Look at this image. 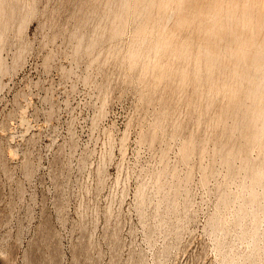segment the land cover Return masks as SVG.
Instances as JSON below:
<instances>
[{
	"label": "rangeland",
	"instance_id": "obj_1",
	"mask_svg": "<svg viewBox=\"0 0 264 264\" xmlns=\"http://www.w3.org/2000/svg\"><path fill=\"white\" fill-rule=\"evenodd\" d=\"M213 1L0 0V264H264V218L234 214L264 140L244 146L252 99L221 87L258 71Z\"/></svg>",
	"mask_w": 264,
	"mask_h": 264
},
{
	"label": "bare ground",
	"instance_id": "obj_2",
	"mask_svg": "<svg viewBox=\"0 0 264 264\" xmlns=\"http://www.w3.org/2000/svg\"><path fill=\"white\" fill-rule=\"evenodd\" d=\"M164 0H162V3H163ZM210 1V0H209ZM244 3H243V7L242 8H238V1L237 0H227V9H226V12H225V24L229 26V33H230V43H232V41L234 42H237L238 45H237V49L234 50L232 52V49H231V52L234 56L237 57L236 59V62L238 63L237 60H242L243 62H246L248 61L249 64L247 66V68L245 70H248L249 68H253L254 69V72L255 71H258V74L255 72V74L253 76H251L250 78L244 73L245 71H241V72H237V69L236 70H233L232 72V76H234V74H236L237 76L239 75H246V77H248V79L244 76H240L241 78V82H243L244 80L247 79V85H246V88L243 90V87L241 86V88L237 85L235 86V83L234 86H229L228 87L227 85L228 84H225L223 83L221 85L222 89H224V91L226 92L227 96H228V104L230 106H232V108L235 106V105H238L240 106V101L242 99H244L243 97H248V100L252 99L251 101V104L249 103L250 106L246 105V103H244V108H245V114H246V118L244 116H241V118H245L246 120H242L241 119V123L244 122V124L242 123L243 125V136L244 138V146H262V138H264V0H243ZM161 2V0H160ZM160 3V4H162ZM218 2L217 0H214L212 2L213 6L216 5ZM180 4H181V1H180ZM159 6V5H158ZM163 6V5H162ZM209 6V5H208ZM124 7V2L122 4V8ZM211 8V7H210ZM216 8V7H215ZM214 8V10H215ZM161 10V9H160ZM201 10V9H200ZM211 10V9H209ZM203 13V12H202ZM206 13V12H205ZM209 15V14H207ZM149 17V16H148ZM182 17V15H181ZM179 18L177 23L179 25H181L183 23V19L184 18ZM183 17L184 14H183ZM204 18V17H203ZM221 19V18H220ZM219 19V20H220ZM188 20V19H187ZM210 20V19H209ZM208 20V22H209ZM214 21V20H213ZM185 22V21H184ZM205 22V21H204ZM176 23V24H177ZM187 23V22H186ZM212 23V22H211ZM218 23V22H217ZM222 22H220L221 24ZM143 25V24H142ZM178 26V25H177ZM182 26V25H181ZM207 26V25H206ZM225 26V25H224ZM241 26V28H244V29H247L246 31L248 32V30H250V35L246 33V35L242 34L240 31H238V28ZM145 28V26H143ZM213 27V26H212ZM180 28V27H179ZM209 28V27H208ZM140 29V27H139ZM220 29L223 30L222 27H220ZM146 30V29H145ZM200 30V29H199ZM218 30V29H217ZM217 30H216V36H214V38H217ZM141 31H143L141 29ZM158 31V30H157ZM211 31H212V28H211ZM140 32V30H139ZM199 32V31H198ZM204 32V31H203ZM209 33V32H208ZM211 33V32H210ZM221 33V32H220ZM249 33V32H248ZM147 34V33H146ZM209 35V34H208ZM211 35V34H210ZM221 35V34H220ZM173 36V35H172ZM175 36V35H174ZM161 36H159V39H160ZM208 36H206L207 38ZM222 38V37H220ZM157 39V38H156ZM158 39V40H159ZM209 39V38H208ZM140 40V39H139ZM141 41V40H140ZM207 41V40H206ZM216 41V39H215ZM214 41V42H215ZM153 42V40H152ZM184 42V41H183ZM205 42V41H204ZM221 42V41H220ZM219 42V43H220ZM207 43V42H206ZM229 43V44H230ZM178 44V43H177ZM236 44V43H235ZM234 44V46H235ZM139 45V44H138ZM155 47V49H165L166 46H168V41L167 40H159V41H156L155 40V43L153 44ZM189 44H187V47H188ZM199 45V44H198ZM232 45V44H231ZM176 46V45H175ZM179 46V48H178ZM220 45L216 46V42H215V45H209L204 47V49L202 50H199L197 51V57L196 59H198L197 62L199 61H203L204 63V66L206 68V77L210 78V75L214 70V68H217L216 65H217V62H218V48ZM140 47V46H139ZM137 47V49L139 48ZM199 47V46H198ZM225 47V46H224ZM178 50H177V49ZM176 48L173 50V51H177L178 54L181 53V56L185 55L183 53L184 50L186 49L184 44L183 43H180V45H177ZM235 48V47H234ZM135 49V48H134ZM230 49V48H229ZM198 50V49H197ZM135 51H138L135 49ZM175 51V52H176ZM186 51V50H185ZM226 51V50H225ZM165 52V51H164ZM176 52V54H177ZM200 52V53H199ZM137 53H140V52H137ZM136 52H131V58H132V62H134V58L136 57L137 55ZM156 53V52H155ZM161 53V52H160ZM191 53V52H190ZM196 53V52H195ZM177 54V55H178ZM189 54V53H188ZM194 54V53H193ZM139 55V54H138ZM190 55V54H189ZM195 55V54H194ZM176 56V55H175ZM180 56V57H181ZM179 57V58H180ZM221 57V56H220ZM130 58V59H131ZM170 58V57H169ZM178 58V57H177ZM220 59V58H219ZM137 60V59H136ZM161 60V59H160ZM170 62V61H169ZM172 62V61H171ZM221 62V61H220ZM230 62V61H229ZM242 62V63H243ZM156 63V62H155ZM154 63V64H155ZM164 63V62H163ZM195 63V62H194ZM200 63V62H199ZM235 63V60L234 62ZM247 63V62H246ZM147 64V63H146ZM158 64V63H157ZM167 64V63H166ZM172 64V63H171ZM224 64V63H223ZM222 64V66H223ZM230 64V63H229ZM245 64V63H244ZM234 66L237 67V65L233 64ZM173 66V65H172ZM218 66V65H217ZM244 66V65H243ZM144 67V66H143ZM159 68V72L160 73L159 75H164L169 72H173V70L171 71L170 67H168V65H165L161 63V65L158 66ZM195 70V69H194ZM194 70L192 72H194ZM198 70H199V67H198ZM197 70V71H198ZM183 71V70H182ZM181 71L180 69V76L181 75L184 77L185 75L188 76V74H185ZM195 71V72H197ZM230 71V68L228 70V72ZM194 72V74H195ZM199 72V71H198ZM197 72V73H198ZM247 72H250V71H247ZM175 73H176V70H175ZM214 73V72H213ZM179 74V73H178ZM193 74V73H192ZM193 74V75H194ZM199 74V73H198ZM201 74V73H200ZM199 74V75H200ZM229 74V73H228ZM257 74V75H256ZM226 75V74H225ZM153 76V75H152ZM162 76L160 77V79L162 78ZM168 76V74H167ZM155 78V76H153ZM158 77V75H157ZM186 77V76H185ZM194 77L195 79H193L194 82H196V80L200 79L199 76L196 74L195 76H192ZM223 77H226V76H223ZM164 78V77H163ZM202 78V76H201ZM205 78V77H204ZM208 78L209 81H211L210 79ZM213 78V77H212ZM238 78V77H237ZM244 78V80H242ZM206 79V78H205ZM225 79V78H224ZM232 79V78H231ZM158 80V79H157ZM156 80V81H157ZM184 80V79H182ZM218 80V79H217ZM237 80V79H236ZM154 81V80H153ZM181 81V80H180ZM225 81V80H224ZM220 82V81H219ZM227 82V81H226ZM210 83V82H208ZM212 83V82H211ZM218 84V82H217ZM246 84V83H245ZM220 85V84H219ZM232 85V84H231ZM210 86V84L208 85ZM227 87V88H226ZM212 89V88H211ZM216 89V88H215ZM221 89H219L220 91ZM222 91V90H221ZM242 92H243V96H242V99L239 98L241 97L242 95ZM220 93V92H219ZM223 93V92H222ZM225 95V94H224ZM245 97V98H246ZM250 97V99H249ZM240 99V100H239ZM227 100V99H226ZM247 101V100H246ZM227 102V101H226ZM250 102V101H249ZM211 103V102H210ZM242 103V102H241ZM227 105V103H226ZM241 105V108L242 106ZM221 106V105H220ZM237 106V107H238ZM236 107V106H235ZM234 107V109H235ZM222 108V107H221ZM240 108V107H238ZM243 108V109H244ZM240 111V113L242 114V110ZM223 110V109H222ZM229 110V109H228ZM228 110L226 112H228ZM220 111V110H219ZM231 112V111H230ZM239 112V109L236 111V113ZM233 113V111H232ZM225 114V113H224ZM239 114V113H238ZM236 114V116L238 115ZM243 114V115H245ZM235 116V117H236ZM240 116V115H238ZM241 125V127H242ZM242 129V128H241ZM191 141V140H190ZM188 142V141H187ZM189 144V143H188ZM187 147V146H186ZM185 147V144L183 146V148H185V151L184 149L182 154H185V156L188 157V148ZM246 148V147H245ZM248 148V147H247ZM251 148V147H250ZM253 148V147H252ZM241 149V148H240ZM187 150V151H186ZM243 150V148L241 149V151ZM248 150V149H247ZM231 152V151H230ZM240 152V151H239ZM243 153H244V150H243ZM237 154H238V149H237ZM244 155V154H243ZM184 156V155H183ZM242 156V155H241ZM239 156V157H241ZM246 155H244L243 157H245ZM237 157V156H236ZM242 158V157H241ZM249 158V157H248ZM250 159V158H249ZM245 160V162H243V165L241 166V169L244 170V174H246V176H248V178H250V183L246 185L244 184L246 181V179H243L241 182H238L240 183L242 189L245 191V194L244 195H240L236 198H240V201L238 203V206L237 208L234 210V214H235V217L237 218L238 222H240L242 219H244L246 216L248 215H251V219H252V222L254 224H256L257 222H259L260 220H262V218H264V214H259L257 212V210H255L253 208V206H256L257 204L260 203V201L262 199H264V161H262L261 165H259V167H252V163H249L248 160ZM229 163L231 164V162L229 161ZM252 164V165H250ZM255 164V163H254ZM233 165V164H232ZM231 165V166H232ZM230 167V166H229ZM233 167V166H232ZM230 169H232L230 167ZM238 169V168H237ZM233 172V170H231ZM230 171V172H231ZM240 172V171H239ZM243 178V177H242ZM244 178H246L244 176ZM244 181V182H243ZM258 184H261L262 185V191L261 193L257 192L256 191V186H258ZM250 217V216H248Z\"/></svg>",
	"mask_w": 264,
	"mask_h": 264
}]
</instances>
